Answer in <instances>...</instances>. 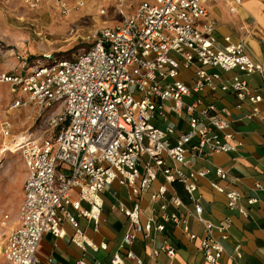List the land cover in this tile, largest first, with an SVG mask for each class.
Segmentation results:
<instances>
[{
	"label": "built area",
	"instance_id": "1",
	"mask_svg": "<svg viewBox=\"0 0 264 264\" xmlns=\"http://www.w3.org/2000/svg\"><path fill=\"white\" fill-rule=\"evenodd\" d=\"M22 1L33 9L42 0ZM209 1L142 2L122 23L95 30L88 48L68 57L43 54L42 61L32 66H26L25 59L17 71L0 74V83L10 85V109L33 111L46 127L38 138L24 137L17 146L26 179L17 223L3 247L8 264H40L37 252L42 236L63 237L64 222L74 230L73 244L88 245L78 218L97 225L103 209L101 195L114 183L127 189L132 199L131 207L119 200L112 205L131 224L119 250H126L136 235L153 241L154 232L163 233L165 225L171 224L188 240L199 239L204 264H218L224 246L212 231L216 229L225 240L229 222L214 225L203 219L197 183L211 171H194L192 165L242 144L234 139L228 109L205 104L202 94L231 92L240 102L254 106L262 99L249 78L263 70L242 43H232L229 37L223 38V44L218 42ZM219 1L231 13L241 6V0ZM79 5L84 6L83 1ZM183 71L192 72L191 86ZM232 72L236 73L222 76ZM262 84L264 88V80ZM169 116H184L186 128H179ZM0 131L10 136L8 120L0 123ZM213 173L227 179L220 167ZM159 176L164 184L153 189ZM175 183L182 185L192 212L184 210L176 193L167 196L166 185ZM210 186L225 195L227 209L246 214L237 190L215 182ZM143 194L148 196L150 215L141 222ZM254 203L253 198L247 200L249 206ZM192 214L203 226L200 237L189 228L187 216ZM240 248L233 249L234 259L241 257ZM160 255L168 259L167 264L173 263L175 248L165 238L149 253L151 260ZM124 259L127 264H144L131 251L125 252ZM112 260L111 264H125L117 256Z\"/></svg>",
	"mask_w": 264,
	"mask_h": 264
},
{
	"label": "crops",
	"instance_id": "2",
	"mask_svg": "<svg viewBox=\"0 0 264 264\" xmlns=\"http://www.w3.org/2000/svg\"><path fill=\"white\" fill-rule=\"evenodd\" d=\"M209 16L216 21V36L220 44L223 38L229 37L232 43H242L251 59L258 63L263 70L262 74H254L249 78L251 88L259 93L261 101L256 105L248 102H240L231 92H217L215 94H202L205 104H213L216 109H228L230 113L231 129L234 131V139L241 143L234 151L215 154L206 161H197L192 169H208L207 178L197 183V196L203 209V219L217 225L228 221L226 230L227 238L221 239V234L215 229L212 237L224 246V252L218 264H264V0H241V6L231 13L228 5L219 0L208 2ZM209 71H218L209 69ZM236 73V72H234ZM232 73L222 74L229 77ZM185 82L188 86L193 84L192 72L183 71ZM254 108L258 111L254 114ZM176 122L179 128L185 129L184 116L177 118L169 116ZM220 167L227 172V179H218L213 170ZM16 184H23L26 179L24 164L18 169ZM215 182L225 188L237 190L241 197L239 205L246 209V214L241 215L237 211L227 209L225 195H222L210 186ZM164 184L159 176L153 184V189ZM167 196L176 193L185 205L184 210L192 212V204L189 202L182 185L175 183L166 185ZM102 193L103 209L99 222L95 225L92 221L78 218L79 229L85 235L88 245L78 247L70 241L74 232L71 224L64 222L62 225L64 236L55 238L51 234H44L40 240L37 257L40 264H76L83 261L85 264H111L112 258L117 256L124 259L126 251H131L141 258L144 264H167L168 259L160 255L156 260L149 257L153 245L162 239L175 248V258L172 264H204L200 253L199 239L190 241L181 233L179 228L171 224L165 225L163 233L154 232L153 241L136 235L132 244L126 250H119L122 237L131 231L129 220L115 207L116 200L131 207L132 199L127 189L112 184ZM72 197L75 198L74 193ZM253 198L256 203L249 206L247 200ZM22 200V199H21ZM141 207V222L150 215V202L147 194H143L139 200ZM21 201L18 202L20 205ZM21 206V205H20ZM85 207L86 205L83 204ZM19 208V206H18ZM171 211V209H169ZM18 211V210H17ZM191 232L200 237L203 233L202 224L192 215L187 216ZM100 245L105 246L101 249ZM240 246L241 257L234 259L233 249Z\"/></svg>",
	"mask_w": 264,
	"mask_h": 264
},
{
	"label": "rangeland",
	"instance_id": "3",
	"mask_svg": "<svg viewBox=\"0 0 264 264\" xmlns=\"http://www.w3.org/2000/svg\"><path fill=\"white\" fill-rule=\"evenodd\" d=\"M61 1L42 0L32 9L22 0H0V74L17 71L25 59L26 66H32L42 61L43 54L68 57L84 46L88 48L95 30L122 23L124 16L149 0H65V8ZM81 1L82 7L78 6ZM9 86L0 83V123L8 120L11 124L9 137L0 131V264H8L3 247L17 223L22 199V185L16 184L23 165L17 147L20 141L12 144L16 137L38 138L46 130L35 112L10 109L13 96ZM6 147L8 150L2 151Z\"/></svg>",
	"mask_w": 264,
	"mask_h": 264
},
{
	"label": "bare ground",
	"instance_id": "4",
	"mask_svg": "<svg viewBox=\"0 0 264 264\" xmlns=\"http://www.w3.org/2000/svg\"><path fill=\"white\" fill-rule=\"evenodd\" d=\"M23 138H24V137H16V138H15V139H16V142H15L14 144H12V145L15 146V144H16L17 142L21 141ZM13 141H14V140H13ZM12 145H11V146H12ZM3 149H4V150H3ZM3 149H2V151L8 150V147L3 148Z\"/></svg>",
	"mask_w": 264,
	"mask_h": 264
},
{
	"label": "trees",
	"instance_id": "5",
	"mask_svg": "<svg viewBox=\"0 0 264 264\" xmlns=\"http://www.w3.org/2000/svg\"><path fill=\"white\" fill-rule=\"evenodd\" d=\"M58 57V56H57Z\"/></svg>",
	"mask_w": 264,
	"mask_h": 264
}]
</instances>
